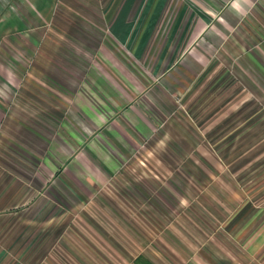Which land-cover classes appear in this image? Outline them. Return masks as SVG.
Listing matches in <instances>:
<instances>
[{
    "label": "crops",
    "instance_id": "0c3cea01",
    "mask_svg": "<svg viewBox=\"0 0 264 264\" xmlns=\"http://www.w3.org/2000/svg\"><path fill=\"white\" fill-rule=\"evenodd\" d=\"M261 96L264 0H0V264H264Z\"/></svg>",
    "mask_w": 264,
    "mask_h": 264
},
{
    "label": "rangeland",
    "instance_id": "374dc122",
    "mask_svg": "<svg viewBox=\"0 0 264 264\" xmlns=\"http://www.w3.org/2000/svg\"><path fill=\"white\" fill-rule=\"evenodd\" d=\"M86 17H88V21H92L94 20L91 16V14L88 16L86 15ZM70 19L71 20H76V14H72V16L70 15ZM90 27H92V24H89ZM260 117L264 116V96H261L260 99ZM258 115V116H259ZM247 127V125H246ZM259 128L260 131L258 134L252 135L251 137H254L253 139H245L244 142H238V149L244 152V155L242 157H237V158H230V161H235V164H237L241 169L242 172H240L238 174V179L240 182H245V184L248 182V184H252V182L256 184H259V190H260V196L262 198H264V120H261V123L259 126H255V129ZM247 137V135H246ZM259 138V139H256ZM242 145V147H241ZM243 148V149H242ZM239 151V152H241ZM254 153V155H253ZM259 154V156H256V154ZM6 158V157H4ZM8 159V158H6ZM10 159V158H9ZM8 159L9 162H5L7 163V165L11 164L10 160ZM4 162V161H3ZM232 164V163H231ZM8 165V166H9ZM241 166V167H240ZM6 168V167H5ZM4 175L6 176L5 180L6 182L11 180L12 177L14 175L18 176L21 180V182L26 181L27 183H29L30 180H32L33 178H31V174L28 176V173H4ZM252 189H249V191H251ZM256 190V189H254ZM21 193H23L24 191H27L25 189H21L20 190ZM246 191H248V189L246 188ZM252 192V191H251ZM13 190L12 189H6V196H12ZM21 197H23V195H21ZM12 205L8 204L5 206V213H12L14 212L15 209H13L11 207Z\"/></svg>",
    "mask_w": 264,
    "mask_h": 264
}]
</instances>
